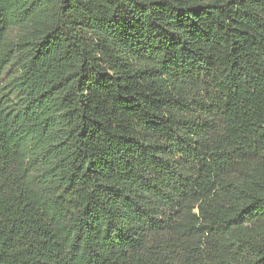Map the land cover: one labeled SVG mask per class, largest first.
Here are the masks:
<instances>
[{
    "label": "trees",
    "instance_id": "1",
    "mask_svg": "<svg viewBox=\"0 0 264 264\" xmlns=\"http://www.w3.org/2000/svg\"><path fill=\"white\" fill-rule=\"evenodd\" d=\"M13 60L0 264H264V0H0Z\"/></svg>",
    "mask_w": 264,
    "mask_h": 264
},
{
    "label": "rangeland",
    "instance_id": "2",
    "mask_svg": "<svg viewBox=\"0 0 264 264\" xmlns=\"http://www.w3.org/2000/svg\"><path fill=\"white\" fill-rule=\"evenodd\" d=\"M10 38V40H14L16 38V35L13 34ZM18 73V63L16 60H13L7 65L0 77V91L2 93L6 94L9 83H15V79Z\"/></svg>",
    "mask_w": 264,
    "mask_h": 264
}]
</instances>
